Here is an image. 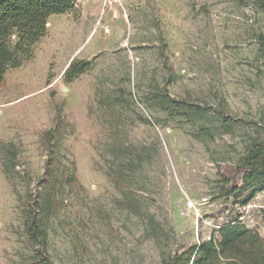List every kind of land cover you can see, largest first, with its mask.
Returning a JSON list of instances; mask_svg holds the SVG:
<instances>
[{
  "label": "rangeland",
  "instance_id": "1",
  "mask_svg": "<svg viewBox=\"0 0 264 264\" xmlns=\"http://www.w3.org/2000/svg\"><path fill=\"white\" fill-rule=\"evenodd\" d=\"M258 35L251 0H76L51 16L0 87V264L33 263L22 213L37 196L49 264H161L235 217L264 239V192L244 208L221 197L264 132ZM73 60L90 68L67 83ZM157 96L196 112L172 119Z\"/></svg>",
  "mask_w": 264,
  "mask_h": 264
},
{
  "label": "trees",
  "instance_id": "2",
  "mask_svg": "<svg viewBox=\"0 0 264 264\" xmlns=\"http://www.w3.org/2000/svg\"><path fill=\"white\" fill-rule=\"evenodd\" d=\"M76 0H0V87L8 69H15L32 55L34 45L46 34V24L51 16L72 11ZM255 11L264 15V0H251ZM258 58L264 67V36H257ZM90 68L87 61L73 60L65 70V81L71 82ZM155 106L168 117L190 119L196 111L168 97L153 98ZM222 128L233 130L230 119H220ZM42 137V144L50 169L57 165L59 152L52 143L60 136V117ZM252 139L244 154L237 161L235 170L240 175L238 183L221 179V197L232 205L244 208L258 194L264 192V132ZM198 136V135H197ZM49 172V171H48ZM47 193L54 183H44ZM49 189V190H48ZM29 198L23 210V229L33 250L32 264H49L46 254L44 231L37 217L41 205L39 197ZM207 240H200L163 258L161 264H264V239L254 229H248L238 218L221 225Z\"/></svg>",
  "mask_w": 264,
  "mask_h": 264
},
{
  "label": "built area",
  "instance_id": "3",
  "mask_svg": "<svg viewBox=\"0 0 264 264\" xmlns=\"http://www.w3.org/2000/svg\"><path fill=\"white\" fill-rule=\"evenodd\" d=\"M103 11L111 8L122 7V0H100Z\"/></svg>",
  "mask_w": 264,
  "mask_h": 264
}]
</instances>
